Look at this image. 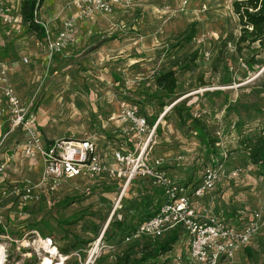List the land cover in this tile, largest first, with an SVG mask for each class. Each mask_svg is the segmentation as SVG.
<instances>
[{"label":"rangeland","instance_id":"rangeland-1","mask_svg":"<svg viewBox=\"0 0 264 264\" xmlns=\"http://www.w3.org/2000/svg\"><path fill=\"white\" fill-rule=\"evenodd\" d=\"M50 1L66 6H60L64 10L50 28L55 32L75 16V9L72 0ZM234 1L135 0L112 14L76 18L71 45L51 58L44 42L27 31L17 45L13 40L0 46V62L17 64L11 83L22 101L36 106L46 140L92 139L109 164L116 148L133 154L145 149L149 159L163 158L174 179L187 184L199 182L207 165H217L221 176L211 192L212 206L225 218L242 215L244 221H231L241 227L254 211L264 213L262 167L253 165L240 145L248 136L264 139V46L238 50L241 24ZM167 70H174L178 80L172 99L155 85L156 76ZM123 102L139 109L148 133H123ZM175 104L186 125L172 110ZM188 110L201 121L202 132L188 118ZM24 138L18 130L0 146V162L9 166L11 176L4 185L10 188L37 183L42 174V164L30 163L20 153ZM7 150L19 155L8 161ZM36 192L38 200L26 205L17 195L0 203V229L7 231L0 234L4 264H43L44 257L54 264L63 258L62 264H111L132 244L122 239L117 223L139 225L148 196L155 194L134 181L120 201L122 187L106 175L64 179L50 194ZM150 240L139 238L136 243ZM188 251L184 239L163 260L175 264V256H187ZM229 264H264V224Z\"/></svg>","mask_w":264,"mask_h":264},{"label":"built area","instance_id":"built-area-1","mask_svg":"<svg viewBox=\"0 0 264 264\" xmlns=\"http://www.w3.org/2000/svg\"><path fill=\"white\" fill-rule=\"evenodd\" d=\"M134 1L72 0L75 16L62 21L55 32L40 18L38 11L36 21L45 28L42 41L47 57L51 58L71 45L76 18L112 14L117 8L131 7ZM18 5V0H0V41L4 38L16 40L27 32ZM24 62H28L27 57ZM10 73L9 64L0 62V96L4 103L1 111L5 114L0 123V146L18 130L23 132L24 156L30 163L42 164L43 170L37 183L27 181L10 188L4 185L8 166L0 162V203L2 199L12 195L19 196L21 203H29L38 200L36 191L44 189L50 194L64 179L95 178L102 174L118 181L119 187H122L121 201L134 181L140 177H149L152 184L162 191L165 200L155 214L141 222L125 241L132 242L142 236L160 238L171 231L179 230L181 237L177 244L185 239L189 251L187 256L184 253L176 255L175 264H229L238 249L248 245L264 224V213L259 209L254 211L250 220L242 222L239 227L237 223L227 221L220 213L200 207V199L209 195L220 179L221 173L217 165H207L199 182L183 184L164 168L163 158L149 159V153L145 149L133 154L131 151L126 152L123 147L116 148L112 152L114 162L109 164L98 143L92 139L46 140L39 127L36 106L22 101L11 83ZM120 118L125 125L123 133L128 136L136 134L140 137L150 130L147 119L134 105L123 102ZM156 126L150 132L149 138L155 132ZM237 172L238 170L235 174ZM237 219L238 223L241 219L244 221L242 215H238ZM3 223L0 215V225Z\"/></svg>","mask_w":264,"mask_h":264},{"label":"trees","instance_id":"trees-1","mask_svg":"<svg viewBox=\"0 0 264 264\" xmlns=\"http://www.w3.org/2000/svg\"><path fill=\"white\" fill-rule=\"evenodd\" d=\"M43 4L44 0H21L20 2V14L22 17L23 24L26 26L28 32H32L40 40L44 39L45 28L42 24L36 21V16H38L37 12L40 10ZM233 9L237 14L239 22L241 24V34L237 42L238 50L241 52V50L245 46L250 47L253 44L255 45L256 43L263 47L264 0H235L233 2ZM155 85L160 90L164 91L167 97H169L170 99L174 98L175 91L178 87V80L175 75V71L167 70L164 73L158 74L155 78ZM161 106H165V103H161ZM172 110L177 112L180 122L183 125H186V119H184L182 111L177 107L176 104L172 106ZM187 114L188 118L192 121L194 127H197L202 132L204 130V127L201 121L197 117H193L191 111L188 110ZM240 145H242L247 151L251 163L255 166L262 167L261 173L264 176V139L260 136L252 135L248 136L246 139H240ZM212 162H214V159H212ZM137 181H142L149 188V192L151 191L153 194L155 193L154 196H148L149 200L147 202L146 210L144 211L145 215L140 221L141 223L155 214L159 206L164 202L165 198L162 194V191L152 184L151 179L149 177H140ZM26 204L27 203H25V205ZM22 218H24L23 215L15 216V219H19L20 221H22ZM117 225L118 233L121 235L124 241L125 238L132 234L138 226H126L122 222H118ZM1 226L2 225H0V228ZM6 232L7 231L0 229V234H5ZM26 232L27 231H25V233ZM180 237L181 231L179 230L171 231L170 233H167L165 236L160 238L142 236L140 238H147L152 240L141 245L136 243V240H138L139 238L134 240L135 242L132 241V244L128 248H126L121 254H119L111 264H167L166 261L163 260V257L173 250ZM44 238L53 239V236L44 235ZM161 238L164 239L161 241L156 240ZM68 250L69 249H67V251ZM60 252L64 254L62 247L60 248ZM246 252L247 254H249V249L246 248Z\"/></svg>","mask_w":264,"mask_h":264},{"label":"crops","instance_id":"crops-1","mask_svg":"<svg viewBox=\"0 0 264 264\" xmlns=\"http://www.w3.org/2000/svg\"><path fill=\"white\" fill-rule=\"evenodd\" d=\"M19 1L20 0H18V4H19L18 7L20 6ZM50 2H51L50 0H46L45 4L39 10V16H40V18L43 21L47 22L51 27H54L56 25V21H57L56 19L59 18V16H60L61 9L64 10L63 8H65L66 6H63V4L59 5V4L54 3V2H52V5H51ZM60 6H63V8L60 7ZM6 41H7V43H5ZM12 41L13 40H11V39L4 38V39H2L0 41V46L10 44ZM13 43L17 45L19 43V40L16 39V40H14ZM25 54L27 55L28 53H25ZM26 55L22 54V56H26ZM24 58L25 57H23V61H24ZM9 67H10V70H11L10 74H12V72L15 71L18 68L17 64H15V63L9 64ZM1 97L2 96H0V123L3 120V118H4V114L1 111L4 103H3ZM0 136H1V133H0ZM20 153L23 154L22 150L20 151ZM4 155H5L4 158L5 159L7 158V160L10 161L9 159H11L12 157H13L12 159H16L17 156L19 155V152L18 151L16 152V151L7 150V151L4 152ZM179 163L180 162H178L177 164L179 165ZM175 169H177L176 173H181V172H179L180 171L179 168L176 167ZM166 170L170 173L171 176L173 175L172 174V169L170 170L169 168H167ZM12 174L17 175V173L15 171ZM10 177L11 176H10V171H9V166H8L7 167V171H6V178L9 179ZM184 184H187V181H184ZM213 203H214V197H213L212 193L207 195L205 198L200 199V201H199L200 207L206 208V209H210V211H212V209L215 207V205H214V207L212 206ZM215 210H216V207L214 208V210L212 212H216V213H220L221 215H225L224 213L221 212L222 210H216V211ZM226 220L227 221H233V220L237 221L238 219H237L236 215H233V217L227 218ZM239 249L241 250L242 248H239Z\"/></svg>","mask_w":264,"mask_h":264},{"label":"bare ground","instance_id":"bare-ground-1","mask_svg":"<svg viewBox=\"0 0 264 264\" xmlns=\"http://www.w3.org/2000/svg\"><path fill=\"white\" fill-rule=\"evenodd\" d=\"M42 241L43 240L41 239L40 242L43 243ZM46 245H47L46 247H48V249H50L49 244L46 243ZM51 250L54 251L53 249H51ZM59 260L60 261L58 262V264H62V262L64 261V258L63 259H59ZM4 261H6L5 260V250H4V246L0 244V264H4ZM43 261H44L43 264H54L49 257L48 258L44 257Z\"/></svg>","mask_w":264,"mask_h":264}]
</instances>
